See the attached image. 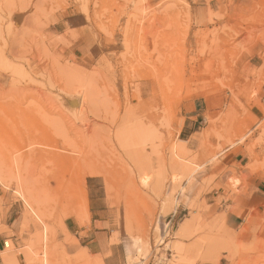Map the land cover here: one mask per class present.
Wrapping results in <instances>:
<instances>
[{"label":"rangeland","instance_id":"rangeland-1","mask_svg":"<svg viewBox=\"0 0 264 264\" xmlns=\"http://www.w3.org/2000/svg\"><path fill=\"white\" fill-rule=\"evenodd\" d=\"M262 35L264 0H0V264H264L222 205L264 179Z\"/></svg>","mask_w":264,"mask_h":264},{"label":"crops","instance_id":"crops-1","mask_svg":"<svg viewBox=\"0 0 264 264\" xmlns=\"http://www.w3.org/2000/svg\"><path fill=\"white\" fill-rule=\"evenodd\" d=\"M259 96L264 102V82L260 86ZM240 174L246 176V183L239 190L240 194L236 195L235 200L225 201L222 205L234 207L225 212L224 226L229 230H237L240 225H244L247 214L252 210L264 209V179L259 174L251 175L249 171L240 170ZM14 226L17 223L14 222ZM4 237L0 236V251H2ZM89 248L95 249L94 253L103 255L104 264H121L119 250L115 245L108 243V234L96 232L89 242Z\"/></svg>","mask_w":264,"mask_h":264},{"label":"bare ground","instance_id":"bare-ground-1","mask_svg":"<svg viewBox=\"0 0 264 264\" xmlns=\"http://www.w3.org/2000/svg\"><path fill=\"white\" fill-rule=\"evenodd\" d=\"M81 8V7H80ZM82 9V8H81ZM86 9H88V8H86V7H83V10H85L86 11ZM76 10V9H75ZM81 11V10H80ZM90 11V10H89ZM87 12V11H86ZM91 13V12H90ZM82 15H83V13H81ZM85 15V14H84ZM89 15V14H88ZM87 15V13H86V16H88ZM91 15H92V17H93V14L91 13ZM88 18H90V17H88ZM86 20H87V17H86ZM90 21V20H89ZM92 22V21H91ZM90 22V23H91ZM126 27V26H125ZM93 30V29H92ZM126 32V31H125ZM126 34V33H125ZM124 34V35H125ZM74 35V34H73ZM123 35V34H122ZM123 35V36H124ZM66 36V35H65ZM70 36V35H69ZM125 37V36H124ZM70 38H72V37H70ZM256 46H258V51H257V53H258V56H260V57H262V58H264V56L263 55H261L262 54V51L264 50V35H262V36H260V42H258V44H255ZM33 58V57H32ZM204 70H211V67H207V66H205V68H204ZM203 70V71H204ZM194 71H196V70H194ZM202 71V70H201ZM197 72V71H196ZM199 73H200V69H199V71H198ZM206 73V72H205ZM201 74H202V72H201ZM98 75V74H97ZM204 77V76H203ZM183 83V82H182ZM182 83H181V85H182ZM103 88V87H102ZM13 89V88H12ZM106 90V89H105ZM105 90H104V92H105ZM178 92H179V90H178ZM35 93V92H34ZM74 93H76V92H74ZM108 93V92H107ZM105 94V93H104ZM112 95V94H111ZM68 97H69V95H68ZM70 97H71V95H70ZM69 97V100H73L74 98H70ZM84 98H85V94H84V96H83ZM66 98H67V96H66ZM80 104H79V107H80V105H81V100H80V102H79ZM141 130L144 132V133H146L149 137H151L152 138V141L153 142H156V140H157V138H158V134H159V125H158V122L156 121V120H154V119H151V118H149L147 121H146V124L144 123V124H141ZM93 132V131H92ZM207 134V133H206ZM206 137V136H205ZM242 137V136H241ZM244 137V136H243ZM227 142H229V141H227ZM181 143V142H180ZM28 144V143H27ZM63 144V143H62ZM30 145V144H29ZM90 145V144H89ZM27 146V145H26ZM87 147V146H86ZM170 147H171V145H170ZM182 147V143H181V145H180V148ZM87 149V148H86ZM172 149V148H171ZM174 149V148H173ZM182 149V148H181ZM218 149V148H217ZM91 150L93 151V149L90 147V154H89V156H90V162L89 161H86L85 160V167H94V166H96V162H94V160H95V152L93 153V152H91ZM177 150V149H176ZM181 152H183V150L181 151ZM171 156V155H170ZM23 157V156H22ZM22 157H20V158H22ZM20 158H19V160H20ZM171 159V158H170ZM9 162H10V160H9ZM18 163H20L19 161H18ZM178 163V162H177ZM11 164H12V162H11ZM252 165H254V164H252ZM256 165V164H255ZM15 166V165H14ZM250 166V165H249ZM18 167V166H17ZM9 168H11V167H9ZM144 167H143V164L142 163H140V165H139V168H138V170H139V172H141L142 170H144L143 169ZM145 169H146V167H145ZM91 170V169H90ZM149 171V170H148ZM141 176V175H140ZM143 176V175H142ZM141 176V177H142ZM18 177H21V176H19V174H18ZM148 177V176H147ZM149 178V177H148ZM22 178H20L19 180H21ZM145 179H147V178H145V177H142L141 178V182L142 183H144L145 182ZM151 179V178H150ZM148 181V180H147ZM146 181V182H147ZM150 181V180H149ZM22 182V180L20 181V183ZM136 184V183H135ZM149 184V183H148ZM143 186V185H142ZM40 213H41V211H40ZM44 213V212H43ZM42 213V214H43ZM241 226V225H240ZM48 252H49V250H48ZM47 252V253H48ZM47 253H45V254H47ZM50 256V254H48V257ZM46 257V256H45ZM47 258V257H46ZM46 261V260H45ZM47 262V261H46ZM45 262V263H46ZM49 263V262H48ZM50 264V263H49Z\"/></svg>","mask_w":264,"mask_h":264}]
</instances>
